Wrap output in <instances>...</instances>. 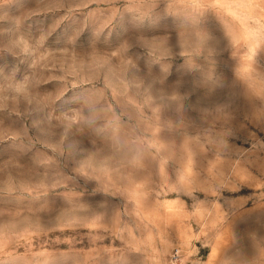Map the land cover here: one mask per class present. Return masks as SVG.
<instances>
[{
  "label": "rangeland",
  "instance_id": "1",
  "mask_svg": "<svg viewBox=\"0 0 264 264\" xmlns=\"http://www.w3.org/2000/svg\"><path fill=\"white\" fill-rule=\"evenodd\" d=\"M0 264H264V0H0Z\"/></svg>",
  "mask_w": 264,
  "mask_h": 264
}]
</instances>
